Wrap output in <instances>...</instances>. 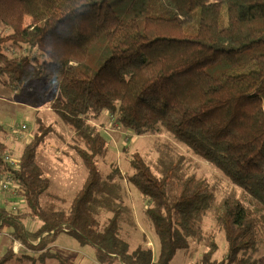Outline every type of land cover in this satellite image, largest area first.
I'll return each mask as SVG.
<instances>
[{"label": "trees", "instance_id": "trees-1", "mask_svg": "<svg viewBox=\"0 0 264 264\" xmlns=\"http://www.w3.org/2000/svg\"><path fill=\"white\" fill-rule=\"evenodd\" d=\"M32 79L54 91L50 108L73 133L85 178L71 198L51 189L40 157L53 123L38 119L13 158L18 165L0 140V173L26 205L0 204V232L23 245L18 253L11 245L0 264H70L52 250L62 233L94 246L100 264H172L178 251L201 243L200 264H261L264 0H0V81L17 88ZM105 114L140 136L165 129L246 198L219 199L170 142L157 143L153 160L135 152L126 179L147 199L159 247L145 235L133 246L138 224L123 174L100 165L111 145L98 125ZM209 214L225 237L221 260L218 234L205 230Z\"/></svg>", "mask_w": 264, "mask_h": 264}, {"label": "rangeland", "instance_id": "rangeland-1", "mask_svg": "<svg viewBox=\"0 0 264 264\" xmlns=\"http://www.w3.org/2000/svg\"><path fill=\"white\" fill-rule=\"evenodd\" d=\"M54 96V91L49 90L44 79H32L17 88L0 81V125L4 128L1 130L0 140L9 146L11 157L18 160L24 146L38 129V119L46 124L53 123L54 131L41 147L40 160L52 178L51 189L71 198L84 181L85 168L71 146L73 142L72 131L50 108ZM107 116L108 114L102 116L98 122L111 144L108 154L100 158V165L105 172H110L114 166H117L123 174L122 183L128 193L126 201L134 208L138 224L137 229L131 228L133 246L142 242L143 235H145L148 245L152 243L153 245L150 246L155 252L158 251L159 247L157 233L144 212L147 199L126 179L127 174L132 171L130 160L135 152L153 160L158 156L157 143L166 144L170 142L186 156L187 165L192 172L209 179L216 186L219 199L228 194L246 198L244 190L236 186L219 168L192 152L183 143L176 141L165 129L161 128L157 133L140 136L123 128L116 119H111L110 115L109 118H106ZM22 125H27V129H25L27 132L24 136L22 138L13 136V130ZM6 181V175L0 173V204H9L15 211L25 209V201L17 196L13 181H11L8 189L3 188V182ZM205 230L206 233L213 231L218 234L217 239L220 247L216 258L221 260L225 257L226 241L224 234L217 229L211 214L205 218ZM0 233L1 256L6 252L7 246L11 244V238L7 228ZM206 249V245L201 243L193 245L190 253L180 250L174 257L172 264H200V259ZM52 250L68 257L70 264H91L95 253L94 246H82L74 236L67 233H62L58 237ZM27 252L32 254L30 251ZM257 256L260 263L264 264V245Z\"/></svg>", "mask_w": 264, "mask_h": 264}, {"label": "built area", "instance_id": "built-area-1", "mask_svg": "<svg viewBox=\"0 0 264 264\" xmlns=\"http://www.w3.org/2000/svg\"><path fill=\"white\" fill-rule=\"evenodd\" d=\"M26 126H24V128H25ZM6 160H8L12 165H18V161L17 160H15V159H13V157H11V156H6ZM11 178H7V181L6 182H3V188L4 189H8L9 188V186H10V183H11ZM150 245H153L152 243H150ZM13 250H14V252L15 253H18V252H20L21 251V249L23 248V245H22V243H20L19 241H17V240H15L14 242H13Z\"/></svg>", "mask_w": 264, "mask_h": 264}, {"label": "crops", "instance_id": "crops-1", "mask_svg": "<svg viewBox=\"0 0 264 264\" xmlns=\"http://www.w3.org/2000/svg\"><path fill=\"white\" fill-rule=\"evenodd\" d=\"M7 231H8V229H7ZM0 234H1V233H0ZM9 236H10V238H11V244H9V246H7L6 251H7V249H8L11 245H13L12 237H11L10 234H9ZM94 259H95V253H94V258H93L91 264H100V263H98V262H97L96 260H94Z\"/></svg>", "mask_w": 264, "mask_h": 264}]
</instances>
